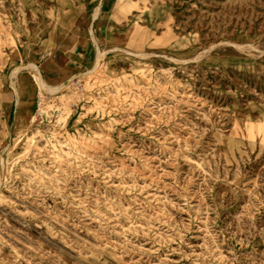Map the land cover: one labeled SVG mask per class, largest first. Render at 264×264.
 Segmentation results:
<instances>
[{
	"label": "rangeland",
	"instance_id": "374dc122",
	"mask_svg": "<svg viewBox=\"0 0 264 264\" xmlns=\"http://www.w3.org/2000/svg\"><path fill=\"white\" fill-rule=\"evenodd\" d=\"M2 159L0 264H264V0H0Z\"/></svg>",
	"mask_w": 264,
	"mask_h": 264
},
{
	"label": "bare ground",
	"instance_id": "6f19581e",
	"mask_svg": "<svg viewBox=\"0 0 264 264\" xmlns=\"http://www.w3.org/2000/svg\"><path fill=\"white\" fill-rule=\"evenodd\" d=\"M103 55H104V51L99 52L96 55L94 65L92 67L96 68L99 66V64H97V62L100 58H103ZM95 68H90L88 70V72L91 73ZM34 81H36V83L38 84V86H37L38 88L33 86V87H35L34 89L39 90L38 92H41L42 89H45L48 92H50L51 94H53V96H56L57 91H59L61 88L66 86V83H64V82L63 83L58 82L56 84H51V83L47 82L46 80H44L38 76L34 77ZM50 107L51 106L48 105L44 108V113L46 115L49 114ZM57 114H58V116L56 117V120H58L57 122H60V125L65 127L64 128L65 129V139H67L70 142V144H74V140L76 139V134L72 130V124L75 122H79L82 119L81 120L77 119V114L75 115V114L71 113L65 105H63V108L59 109ZM32 117H33V114L29 115L28 118L24 119V123L28 124L29 121H31ZM51 134H52V136L56 137V133L52 132ZM28 146H29V143H28ZM58 155H60L59 152H58ZM3 163H4V160L2 159L1 165H0V188L1 189H2V186L6 183L7 178L9 177V173L4 171ZM2 200L7 201L6 197L2 193H0V201H2ZM0 230L4 231V233H8L9 239H11L12 241H15L17 244H19L17 237L14 234L9 233L11 230L8 229L7 227L3 226V224L1 222H0ZM4 248L9 249V253H10V256L12 257L13 262L15 261V258L19 257L20 251L18 249H16V246L15 245H12V246L7 245L6 242H4L0 236V251H2V249H4ZM6 264H7V262H6Z\"/></svg>",
	"mask_w": 264,
	"mask_h": 264
}]
</instances>
